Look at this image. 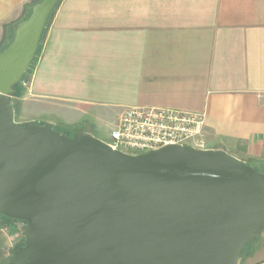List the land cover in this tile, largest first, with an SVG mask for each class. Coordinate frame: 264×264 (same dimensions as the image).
Listing matches in <instances>:
<instances>
[{"label": "water", "instance_id": "obj_1", "mask_svg": "<svg viewBox=\"0 0 264 264\" xmlns=\"http://www.w3.org/2000/svg\"><path fill=\"white\" fill-rule=\"evenodd\" d=\"M61 0H39L0 50V264H240L264 232V172L224 149H116L16 120L14 99ZM25 221L10 253L1 218Z\"/></svg>", "mask_w": 264, "mask_h": 264}, {"label": "crops", "instance_id": "obj_2", "mask_svg": "<svg viewBox=\"0 0 264 264\" xmlns=\"http://www.w3.org/2000/svg\"><path fill=\"white\" fill-rule=\"evenodd\" d=\"M31 1L0 0V49ZM14 102L91 133L134 107L205 112L204 148L264 166V0H62Z\"/></svg>", "mask_w": 264, "mask_h": 264}, {"label": "built area", "instance_id": "obj_3", "mask_svg": "<svg viewBox=\"0 0 264 264\" xmlns=\"http://www.w3.org/2000/svg\"><path fill=\"white\" fill-rule=\"evenodd\" d=\"M205 112L174 108L134 107L120 113L109 143L116 149L140 154L170 144L204 148Z\"/></svg>", "mask_w": 264, "mask_h": 264}, {"label": "rangeland", "instance_id": "obj_4", "mask_svg": "<svg viewBox=\"0 0 264 264\" xmlns=\"http://www.w3.org/2000/svg\"><path fill=\"white\" fill-rule=\"evenodd\" d=\"M37 1H39V0H37ZM32 3H30L29 5H31ZM50 20H51V17H50V19H49V21L47 23L46 29H47V27L49 25ZM45 32H46V30H45ZM10 36H11V34H10V32H8V34L6 36V39H5V43L1 47V49L5 46L6 41L10 38ZM43 37H44V34H43ZM43 37H42V40H41V43H40V47L42 46ZM40 47H39V50H38V53L36 55V58H35L34 62L32 63L29 71L24 76V78H23V80H22V82L20 84L19 91H20L21 88H23V87H25L27 85V81L29 79L31 70H32L34 64L36 63L38 55H39V53L41 51ZM18 95H19V93H18ZM116 119H117V117L112 119V121H110V124L103 125L100 129L98 128V129L94 130L92 134H94L96 137H98V138L110 143L111 142L110 134H111V130L116 125L115 124ZM16 120L21 122L22 118H21L20 114H16ZM37 122L40 123L41 121H37ZM57 129L61 130V131H64V132H66L68 134H71V133H73L75 131H79L78 129H80V128L76 127L75 129L67 130V129H64V128H61V127L57 126ZM249 164L251 166H253L257 171L264 172V166H259L257 164H253V163H249ZM12 220L13 219H11V218L4 217V223H3L4 225H3V227L8 229L9 233H13V234L15 233L14 239H16L17 236L19 235V231H18L17 226L14 225V221H12ZM20 240L22 241L24 239H20ZM15 241H17V240H15ZM263 257H264V232L261 235H259L254 242H252L249 246H247L245 248L244 253L242 254V259H241L240 264H246L248 262H251L253 260H258V259L263 258Z\"/></svg>", "mask_w": 264, "mask_h": 264}, {"label": "flooded vegetation", "instance_id": "obj_5", "mask_svg": "<svg viewBox=\"0 0 264 264\" xmlns=\"http://www.w3.org/2000/svg\"><path fill=\"white\" fill-rule=\"evenodd\" d=\"M4 217H7V216H2V218H1V229H4L7 232V234L9 235V237L11 239V243H12V245L10 247V253H13L16 250H18L21 246H24L25 245V235L20 230V225L23 224V223H25V221L11 218V219H13L12 221H14V225L17 226L18 231H19V235L17 236L16 239H14L15 233L14 234L13 233H9V230L3 227V225H4L3 224L4 223ZM20 239H24V240L21 241ZM15 240H17V241H15Z\"/></svg>", "mask_w": 264, "mask_h": 264}, {"label": "trees", "instance_id": "obj_6", "mask_svg": "<svg viewBox=\"0 0 264 264\" xmlns=\"http://www.w3.org/2000/svg\"><path fill=\"white\" fill-rule=\"evenodd\" d=\"M61 1H62V0H61ZM33 3H34V2H33ZM33 3H32V4H33ZM60 3H61V2H60ZM60 3H59V5H60ZM59 5H58V6H59ZM28 6H29V5H27L26 8H25V11H24V14H23V17L21 18V20L24 19V18H26V17L29 15ZM58 6H57V7H58ZM54 12H55V11H54ZM54 12L52 13L51 18H52V16H53ZM14 24H15V23H14ZM12 25H13V24H12ZM12 25H8V26H7V34H8V32H10V34H11V36H10L9 39H11V37H12L13 34H14L13 31L11 30V26H12ZM45 30H47V29H45ZM45 34H46V32H44V37H45ZM44 37H43V39H44ZM9 39H8V40H9ZM8 40H7V41H8ZM7 41H6V44H5L4 47H6V45H7ZM4 47H3V48H4ZM3 48H2V49H3ZM40 48H41V47H40ZM2 49H1V50H2ZM65 133H66V132H65ZM67 134H68V133H67ZM248 246H249V245H248ZM244 250H245V249H244ZM243 253H244V251H243ZM243 253H242V254H243Z\"/></svg>", "mask_w": 264, "mask_h": 264}]
</instances>
